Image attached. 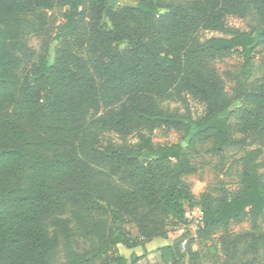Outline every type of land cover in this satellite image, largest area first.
<instances>
[{
	"label": "trees",
	"instance_id": "1",
	"mask_svg": "<svg viewBox=\"0 0 264 264\" xmlns=\"http://www.w3.org/2000/svg\"><path fill=\"white\" fill-rule=\"evenodd\" d=\"M131 1L0 0V264H181L215 233L209 250L221 264H264L263 149L233 135L264 131V54L255 63L264 0ZM227 15L252 32L229 30ZM81 21L86 38L66 41ZM53 41L66 42L51 57ZM234 50L242 63L228 98L213 62ZM181 93L203 102L204 115L160 106ZM160 125L184 141L154 145L148 132ZM108 132L136 141L103 143ZM207 141L214 155L236 148L234 191L217 181L195 196L184 180ZM186 205L202 212L194 238L147 249L185 223ZM243 221L247 229H231ZM117 244L142 252L125 256Z\"/></svg>",
	"mask_w": 264,
	"mask_h": 264
},
{
	"label": "rangeland",
	"instance_id": "2",
	"mask_svg": "<svg viewBox=\"0 0 264 264\" xmlns=\"http://www.w3.org/2000/svg\"><path fill=\"white\" fill-rule=\"evenodd\" d=\"M116 4L119 6L134 5V2L131 0H116ZM224 22L229 30H239L243 32H252L253 30L247 19L237 15L225 16ZM86 36V23L81 21L78 24L74 35L71 38L66 39V41L70 40V42H72L74 37L86 38ZM210 36H227V33L214 30H203L200 33V38H207ZM66 41L51 42V50L49 52L50 56H53V48L55 46H62ZM34 44H37V41H35ZM121 47H124V45ZM263 54L264 51L260 50L255 59V63L260 62ZM241 63L242 59L237 50H234L221 58L215 59L213 62V67L223 81L224 93L228 98H231L232 95L233 75L237 72ZM19 72L22 76H24L28 72V65L23 63L20 66ZM159 103L163 108H168L169 110H178L180 113H189L193 118H199L206 112V106L203 102L186 93H181L180 95L172 94L167 98L159 100ZM231 123H234V118L231 119ZM148 134L150 135L154 145L180 143L184 141L183 131L164 125L157 126L152 131L148 132ZM233 135L235 138H244L251 144V147L260 146L263 149V153L260 156V162H262V166L260 167L259 171L262 175H264V131L247 133L234 132ZM135 141V132L128 134L108 132L105 133V141H103V143L110 142L114 145H121L131 144ZM209 146L210 141L199 144L198 152L192 157V161L196 164L197 171L194 174L184 176V180L190 185L195 196H199L208 184H213L217 181H222L225 188L229 191H234L236 188L237 174L240 169V165L237 162L239 154L237 153L236 148L229 147L221 155H214L207 152V148ZM182 225L183 224L173 225V223H170L168 225V236L166 238H156L152 240V242L148 243V247L161 245L164 243H172L174 238L181 234H186V240L192 238V228L191 230L190 228L187 230ZM247 228V221H243L231 226L233 231H241ZM123 230L130 237L136 235V227L132 223L124 224ZM217 234L218 233L213 234L207 240L197 238L195 243H193V248L199 251V259L194 262H189L188 256H185L181 264H221V254L215 250H209L210 244L216 242ZM112 251L128 256L132 252L140 254L142 252V248L139 246L132 248L127 247L124 244H117L114 246ZM63 259V252L59 251L56 260L61 262ZM95 264H100V261H97ZM140 264H145L144 260H141Z\"/></svg>",
	"mask_w": 264,
	"mask_h": 264
},
{
	"label": "built area",
	"instance_id": "3",
	"mask_svg": "<svg viewBox=\"0 0 264 264\" xmlns=\"http://www.w3.org/2000/svg\"><path fill=\"white\" fill-rule=\"evenodd\" d=\"M201 216H202V212L198 205H194L191 207L188 205L185 206V210H184L185 223L182 226H184L187 230H189V228L191 230L192 228L191 230L193 232L192 237H194L195 230L197 226L200 224Z\"/></svg>",
	"mask_w": 264,
	"mask_h": 264
},
{
	"label": "crops",
	"instance_id": "4",
	"mask_svg": "<svg viewBox=\"0 0 264 264\" xmlns=\"http://www.w3.org/2000/svg\"><path fill=\"white\" fill-rule=\"evenodd\" d=\"M155 239H156V238H155ZM153 240H154V239H153ZM150 242H152V240L149 241V242H146V243H145V247H146L147 249H152V248L157 247V246H161V245H164V244H169V243H164V244H161V245H156V246L148 247V243H150Z\"/></svg>",
	"mask_w": 264,
	"mask_h": 264
}]
</instances>
